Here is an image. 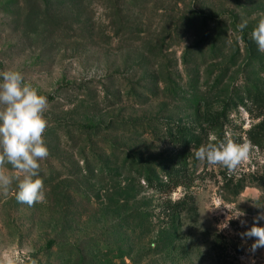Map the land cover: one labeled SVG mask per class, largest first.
<instances>
[{
	"label": "rangeland",
	"instance_id": "obj_1",
	"mask_svg": "<svg viewBox=\"0 0 264 264\" xmlns=\"http://www.w3.org/2000/svg\"><path fill=\"white\" fill-rule=\"evenodd\" d=\"M261 14L264 0H0V70L48 98L49 149L44 201L18 202L16 181L0 189V253L264 264V246L241 235L264 214ZM229 133L254 145L235 171L196 158Z\"/></svg>",
	"mask_w": 264,
	"mask_h": 264
},
{
	"label": "clouds",
	"instance_id": "obj_2",
	"mask_svg": "<svg viewBox=\"0 0 264 264\" xmlns=\"http://www.w3.org/2000/svg\"><path fill=\"white\" fill-rule=\"evenodd\" d=\"M246 27V20L239 24L241 31ZM251 37L258 49L264 50V14L260 15ZM47 107L48 98L26 81L21 71L0 70V167L11 165L17 173L13 176L0 172V189L7 192L16 181L15 199L29 206L46 199L40 161L49 155L44 138L48 125L45 116ZM230 137L231 133L225 139L212 135L207 143L196 150V158L235 171L243 161L249 159L254 145L251 141L240 143ZM217 202L223 203L220 197H217ZM243 215L240 211L235 218ZM262 220L264 214L254 217L253 225L241 233L242 236L256 238L253 249L264 246V226L259 224ZM27 251L17 250L13 245V250L0 253V264H26ZM31 264H36V261L33 259Z\"/></svg>",
	"mask_w": 264,
	"mask_h": 264
},
{
	"label": "trees",
	"instance_id": "obj_3",
	"mask_svg": "<svg viewBox=\"0 0 264 264\" xmlns=\"http://www.w3.org/2000/svg\"><path fill=\"white\" fill-rule=\"evenodd\" d=\"M254 98H256L257 99V97H256V94H254ZM179 134H180V136L178 137V139L177 140H175V142L177 143H179V144H182V143H184V142H186L185 141V136L181 133V132H178ZM182 142V143H181ZM179 205H181V203H178L177 204V206H179ZM173 209H175V207L173 208ZM172 209V210H173ZM174 217H175V215H174V213H173V215L171 216V220L173 221L174 220Z\"/></svg>",
	"mask_w": 264,
	"mask_h": 264
}]
</instances>
